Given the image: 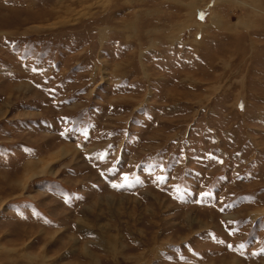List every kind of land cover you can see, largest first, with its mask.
<instances>
[{
    "label": "rangeland",
    "instance_id": "374dc122",
    "mask_svg": "<svg viewBox=\"0 0 264 264\" xmlns=\"http://www.w3.org/2000/svg\"><path fill=\"white\" fill-rule=\"evenodd\" d=\"M263 210L264 0H0V264H264Z\"/></svg>",
    "mask_w": 264,
    "mask_h": 264
},
{
    "label": "bare ground",
    "instance_id": "6f19581e",
    "mask_svg": "<svg viewBox=\"0 0 264 264\" xmlns=\"http://www.w3.org/2000/svg\"><path fill=\"white\" fill-rule=\"evenodd\" d=\"M61 149H63V148H65L64 146H61L60 147ZM67 151H69V147H67ZM65 153V152H64ZM68 154V153H67ZM69 156V155H68ZM36 166V164H29L25 169H27L29 166H30V168H28L29 170L28 171H26L27 173L26 174H28L29 176H28V178H27V181L28 180H31V179H33V178H35V176L38 174V172H35L36 171V168H35V166ZM33 167V168H32ZM43 167H45L44 165H43ZM32 168V169H31ZM47 168V167H46ZM46 168H41L40 169V175H44L46 172H45V169ZM39 169V168H38ZM47 170H48V168H47ZM38 176H39V174H38ZM27 185V182L25 183V185H24V189H25V186ZM262 213H264V210L262 211V212H258V213H256V214H262Z\"/></svg>",
    "mask_w": 264,
    "mask_h": 264
},
{
    "label": "snow or ice",
    "instance_id": "6c2138e0",
    "mask_svg": "<svg viewBox=\"0 0 264 264\" xmlns=\"http://www.w3.org/2000/svg\"><path fill=\"white\" fill-rule=\"evenodd\" d=\"M201 18H203V16H201ZM125 180H127V176L125 177ZM117 187H119V185H117ZM202 195L208 197L210 193H203ZM229 247H231V245ZM241 247H243V245H241Z\"/></svg>",
    "mask_w": 264,
    "mask_h": 264
},
{
    "label": "crops",
    "instance_id": "0c3cea01",
    "mask_svg": "<svg viewBox=\"0 0 264 264\" xmlns=\"http://www.w3.org/2000/svg\"><path fill=\"white\" fill-rule=\"evenodd\" d=\"M28 164V163H27ZM49 170H51V167H50V169Z\"/></svg>",
    "mask_w": 264,
    "mask_h": 264
}]
</instances>
